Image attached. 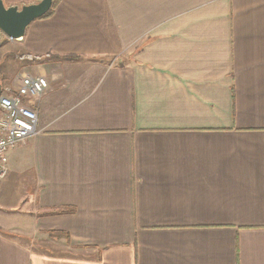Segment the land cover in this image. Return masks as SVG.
<instances>
[{
  "label": "crops",
  "instance_id": "0c3cea01",
  "mask_svg": "<svg viewBox=\"0 0 264 264\" xmlns=\"http://www.w3.org/2000/svg\"><path fill=\"white\" fill-rule=\"evenodd\" d=\"M14 42L1 94L48 88L0 264H264V0H56Z\"/></svg>",
  "mask_w": 264,
  "mask_h": 264
},
{
  "label": "built area",
  "instance_id": "2783aa9c",
  "mask_svg": "<svg viewBox=\"0 0 264 264\" xmlns=\"http://www.w3.org/2000/svg\"><path fill=\"white\" fill-rule=\"evenodd\" d=\"M48 88L42 76H22L11 93L0 94V178L7 171L9 150L36 131V102Z\"/></svg>",
  "mask_w": 264,
  "mask_h": 264
},
{
  "label": "water",
  "instance_id": "95a60500",
  "mask_svg": "<svg viewBox=\"0 0 264 264\" xmlns=\"http://www.w3.org/2000/svg\"><path fill=\"white\" fill-rule=\"evenodd\" d=\"M52 2L53 0H40L18 8L6 7L3 0H0V33L12 41L22 38L29 24L44 16L51 8Z\"/></svg>",
  "mask_w": 264,
  "mask_h": 264
},
{
  "label": "rangeland",
  "instance_id": "374dc122",
  "mask_svg": "<svg viewBox=\"0 0 264 264\" xmlns=\"http://www.w3.org/2000/svg\"><path fill=\"white\" fill-rule=\"evenodd\" d=\"M22 54L20 47L18 44L14 42V40H10L6 38L2 33H0V77H7L10 74L17 72L19 68L18 65L20 61L23 60L19 55ZM0 78V80H1ZM7 85V82L4 84ZM28 175V173H27ZM23 177V176H22ZM19 187V183H17L15 177L12 174H9L6 180L0 181V193L4 192V194L0 195V207H7L10 202H12L16 198V188ZM25 187V186H24Z\"/></svg>",
  "mask_w": 264,
  "mask_h": 264
},
{
  "label": "trees",
  "instance_id": "16d2710c",
  "mask_svg": "<svg viewBox=\"0 0 264 264\" xmlns=\"http://www.w3.org/2000/svg\"><path fill=\"white\" fill-rule=\"evenodd\" d=\"M56 6V0H53L52 2V5H51V8L49 9V11L44 15L42 16L40 19H45V18H48L50 17L52 14H53V10ZM23 58H26L29 62H36L37 60L39 59H42V58H45V59H57V60H65V61H76L78 59L77 56H71V55H67V56H57V55H50V54H47L45 56H31V55H22ZM61 213V211L59 212ZM52 234V233H50Z\"/></svg>",
  "mask_w": 264,
  "mask_h": 264
}]
</instances>
